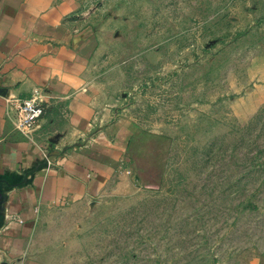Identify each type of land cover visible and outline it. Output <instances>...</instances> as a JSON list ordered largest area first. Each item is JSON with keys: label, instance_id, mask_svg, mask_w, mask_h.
Instances as JSON below:
<instances>
[{"label": "rangeland", "instance_id": "rangeland-1", "mask_svg": "<svg viewBox=\"0 0 264 264\" xmlns=\"http://www.w3.org/2000/svg\"><path fill=\"white\" fill-rule=\"evenodd\" d=\"M81 5L78 89L121 165L0 264H264V0Z\"/></svg>", "mask_w": 264, "mask_h": 264}, {"label": "crops", "instance_id": "crops-1", "mask_svg": "<svg viewBox=\"0 0 264 264\" xmlns=\"http://www.w3.org/2000/svg\"><path fill=\"white\" fill-rule=\"evenodd\" d=\"M81 13V0H0V247L8 250L44 209L105 191L121 165L122 136L78 89L91 55ZM31 93L45 113L18 128L17 101Z\"/></svg>", "mask_w": 264, "mask_h": 264}, {"label": "built area", "instance_id": "built-area-1", "mask_svg": "<svg viewBox=\"0 0 264 264\" xmlns=\"http://www.w3.org/2000/svg\"><path fill=\"white\" fill-rule=\"evenodd\" d=\"M15 110L18 128L31 127L44 114V106L38 101L37 93H31L18 99Z\"/></svg>", "mask_w": 264, "mask_h": 264}]
</instances>
